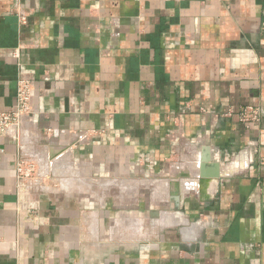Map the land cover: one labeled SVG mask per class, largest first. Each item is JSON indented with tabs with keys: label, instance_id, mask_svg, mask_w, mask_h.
Segmentation results:
<instances>
[{
	"label": "crops",
	"instance_id": "crops-1",
	"mask_svg": "<svg viewBox=\"0 0 264 264\" xmlns=\"http://www.w3.org/2000/svg\"><path fill=\"white\" fill-rule=\"evenodd\" d=\"M21 76L0 264H264V0H0V112Z\"/></svg>",
	"mask_w": 264,
	"mask_h": 264
},
{
	"label": "built area",
	"instance_id": "built-area-1",
	"mask_svg": "<svg viewBox=\"0 0 264 264\" xmlns=\"http://www.w3.org/2000/svg\"><path fill=\"white\" fill-rule=\"evenodd\" d=\"M33 84L31 79L21 76L16 81L15 105L12 110L0 112V140L10 138L19 146L25 136L26 122L32 114ZM261 112L253 106L241 107L239 121L247 128L260 122ZM34 162L19 158L14 164V176L19 184L31 182L36 177Z\"/></svg>",
	"mask_w": 264,
	"mask_h": 264
},
{
	"label": "rangeland",
	"instance_id": "rangeland-1",
	"mask_svg": "<svg viewBox=\"0 0 264 264\" xmlns=\"http://www.w3.org/2000/svg\"><path fill=\"white\" fill-rule=\"evenodd\" d=\"M57 173H59V178H58L57 176L55 177V174H54L53 177H50V175H47V179H48V180L53 179V180H58V181H63V182H64V181H67L66 177L61 175V174H64V173H61V169L57 170ZM138 237H139V239H141V240L148 239V238L146 237V234H145V233H138ZM154 237H155V236H154Z\"/></svg>",
	"mask_w": 264,
	"mask_h": 264
}]
</instances>
